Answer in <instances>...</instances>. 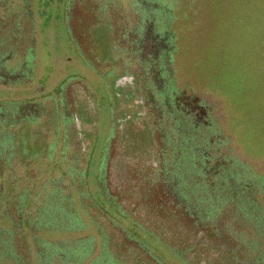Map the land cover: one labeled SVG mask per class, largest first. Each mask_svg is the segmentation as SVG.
Wrapping results in <instances>:
<instances>
[{
    "label": "flooded vegetation",
    "instance_id": "obj_1",
    "mask_svg": "<svg viewBox=\"0 0 264 264\" xmlns=\"http://www.w3.org/2000/svg\"><path fill=\"white\" fill-rule=\"evenodd\" d=\"M44 1H50L48 8L40 6ZM183 4L180 0L179 6ZM175 6V0H0V191L5 197L18 198L23 187L34 185L29 174L34 163L28 166L18 158L15 132L24 127L38 138L37 131L54 132L58 122L65 124L64 156L73 143L71 153L86 163L104 126L101 154L112 186L105 190L109 195L114 190L118 199L126 175L140 170L137 132L156 137L152 149L163 158L164 149L172 153L171 118L180 125L195 119L196 127L212 129V106L200 98L201 86L186 71L183 19ZM58 62L77 66L50 88L47 80ZM47 68L44 89L21 84L32 79L39 86ZM55 86L64 90L62 108L51 98H41ZM171 86L177 88L176 101L184 112L175 104ZM10 90L13 95L4 94ZM177 115H183L184 122ZM51 136L44 156L59 143ZM15 139L14 157L10 147ZM215 141L219 153L225 145ZM21 166L25 176L17 174ZM23 177L30 178V185L18 187Z\"/></svg>",
    "mask_w": 264,
    "mask_h": 264
},
{
    "label": "rangeland",
    "instance_id": "obj_2",
    "mask_svg": "<svg viewBox=\"0 0 264 264\" xmlns=\"http://www.w3.org/2000/svg\"><path fill=\"white\" fill-rule=\"evenodd\" d=\"M183 1L186 4L180 7V0H175L177 6L174 9L181 10L176 14L183 19L182 37L185 36L187 43L186 71L193 75L201 86L200 98L212 106L214 115L210 121L213 124L210 130H206L204 126L196 127L195 119L189 122L196 128L197 141L190 143L189 149L185 148L186 156H190L192 152L200 170L203 159L209 166L216 167L215 140L223 142L225 148L218 155L230 150V153L226 151L225 154L235 158V162L231 161V164L238 166L235 171H239V176L251 183L259 193L260 189H264V0ZM49 5L50 1H44L40 6L48 8ZM62 37L64 38V34L60 35V38ZM76 66L74 62L56 63L47 84L51 88ZM48 72V68L44 70L39 86L37 80L32 79L24 80L21 84H25V88L44 89L47 76L45 73ZM23 90L26 95L24 87ZM63 92L62 86H55L41 98H51L62 108ZM171 92L175 93V104L184 112L181 104L177 102V88L171 86ZM4 94L13 95L11 90ZM119 117L123 116L120 114ZM175 118L183 122L185 120L183 115H177ZM173 119L171 118L170 124L175 127ZM60 123L58 122L59 127L56 126L54 132L50 129L37 131L40 135L38 138L32 136L33 133L29 135L25 127L15 132L19 136L18 158L28 166L34 163L29 168L34 185L28 189L23 187L25 190L22 194V212L10 210V218L19 221L23 228L17 232L26 235L31 245H36V240H33L35 235L59 243L60 247L57 248L64 252L60 263L72 264L71 260L74 261L80 256L81 261L85 260L83 264H91L94 260L93 264H120L110 260L105 254L100 257L102 236L108 234L110 238H117L116 235H119L118 237L124 238L126 245L136 248L140 243L148 248L146 251L151 259L159 257L165 264H182L142 228L137 227L129 219V214L116 205H120L121 201L114 190L110 192L112 198L105 190L112 187L109 184L111 178L104 173L107 159H102L101 154V144L107 135L105 127L100 128L99 138L95 140L85 163L71 153L73 143H69V155L64 156L61 148L66 137L62 140L61 136L66 133V130L62 132V128H67L65 124L61 126ZM133 123L135 124V121ZM51 134H55L56 142L59 143L54 148H49L50 153L44 156L46 143L52 138ZM153 139L156 142V137ZM171 145H174L173 142L168 147ZM198 145L200 153H197ZM10 152L14 157L18 154L16 139L10 147ZM17 174L25 176V169L19 167ZM209 178L215 180L213 175ZM26 185H30V178H20L17 186ZM257 197L264 203L260 194ZM252 213L257 220L264 221V214L259 215L256 209H253ZM0 219L6 227L10 225L9 218H2L0 215ZM234 228L240 236L248 235V232L241 234L238 228ZM127 230L133 239L127 237ZM262 233L264 236V231ZM90 237L95 239L92 255L89 252L90 242L81 244V241H78ZM39 244L38 240V247ZM116 248L111 245L110 252L118 257ZM75 252L81 253L77 255Z\"/></svg>",
    "mask_w": 264,
    "mask_h": 264
},
{
    "label": "trees",
    "instance_id": "obj_3",
    "mask_svg": "<svg viewBox=\"0 0 264 264\" xmlns=\"http://www.w3.org/2000/svg\"><path fill=\"white\" fill-rule=\"evenodd\" d=\"M188 125L175 122V127H171L174 145L168 150L172 153L163 158L152 149V134L137 132L140 142L135 152L140 170L134 176L126 175L118 206L182 264H264V221L257 220L252 213L256 209L259 215L264 214V203L257 197L260 194L264 198V189L257 193L251 183L239 176L238 166L231 164L235 158L225 154L230 150L215 155L216 167L203 159L200 170L196 156L185 153V148L197 141L193 125ZM199 150L200 146L197 153ZM211 175L214 181L209 178ZM22 197H5L0 191V215L10 219L8 227L0 219V264H66L60 263L64 252L57 248L59 243L35 235L36 245H31L26 235L17 232L23 230L21 223L9 215L10 210L22 212ZM234 227L248 235L240 236ZM116 236H102L100 257L105 254L120 264H165L159 257L151 259L148 248L140 243L136 248ZM127 237L134 238L128 230ZM78 241L90 242L92 255L95 239ZM111 245L117 247L118 257L110 252ZM79 257L71 260L72 264L85 263Z\"/></svg>",
    "mask_w": 264,
    "mask_h": 264
}]
</instances>
